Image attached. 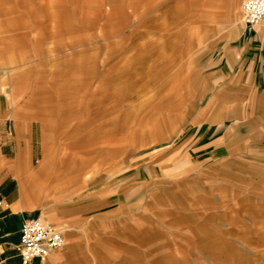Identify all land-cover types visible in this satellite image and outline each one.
I'll return each instance as SVG.
<instances>
[{
  "label": "rangeland",
  "instance_id": "rangeland-1",
  "mask_svg": "<svg viewBox=\"0 0 264 264\" xmlns=\"http://www.w3.org/2000/svg\"><path fill=\"white\" fill-rule=\"evenodd\" d=\"M242 2L0 0L10 136L72 172L41 202L68 264H264V81L222 71Z\"/></svg>",
  "mask_w": 264,
  "mask_h": 264
},
{
  "label": "crops",
  "instance_id": "crops-1",
  "mask_svg": "<svg viewBox=\"0 0 264 264\" xmlns=\"http://www.w3.org/2000/svg\"><path fill=\"white\" fill-rule=\"evenodd\" d=\"M239 12L242 14L241 6ZM237 45L236 50L232 49L226 53V67L222 71L228 72L235 66L238 69L237 77H240L241 81L249 83H260L259 79L264 81V23L256 26L249 35L244 29ZM236 58L239 62L235 61ZM237 80L236 78L235 81ZM262 97L264 103V92ZM3 101L0 98V264H23L17 248L25 220L41 217L63 233L60 226L55 223L57 220L48 218L45 209L41 207L42 193L50 182L51 188L56 189L62 185L66 187L67 180L62 182L61 176L57 173L72 172L53 170L50 168L54 162L51 157L42 164L46 156L39 153L30 154L28 149L17 148L23 145L31 146L33 143L22 136L16 138L10 136L8 121L10 115L18 111L16 107L3 105ZM14 125H16L14 130L19 129L18 121ZM64 238L66 240L65 236ZM67 245L66 240L65 247ZM61 250L47 263L36 260L30 264H68L74 259L73 251Z\"/></svg>",
  "mask_w": 264,
  "mask_h": 264
},
{
  "label": "built area",
  "instance_id": "built-area-1",
  "mask_svg": "<svg viewBox=\"0 0 264 264\" xmlns=\"http://www.w3.org/2000/svg\"><path fill=\"white\" fill-rule=\"evenodd\" d=\"M241 9L246 27L254 28L264 23V0H243ZM65 245L63 233L49 221L38 217L24 221L17 250L23 264L36 260L47 263Z\"/></svg>",
  "mask_w": 264,
  "mask_h": 264
}]
</instances>
